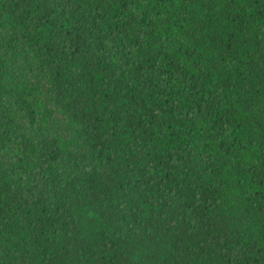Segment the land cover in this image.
I'll list each match as a JSON object with an SVG mask.
<instances>
[{
    "label": "trees",
    "instance_id": "16d2710c",
    "mask_svg": "<svg viewBox=\"0 0 264 264\" xmlns=\"http://www.w3.org/2000/svg\"><path fill=\"white\" fill-rule=\"evenodd\" d=\"M0 264H264V0H0Z\"/></svg>",
    "mask_w": 264,
    "mask_h": 264
},
{
    "label": "rangeland",
    "instance_id": "374dc122",
    "mask_svg": "<svg viewBox=\"0 0 264 264\" xmlns=\"http://www.w3.org/2000/svg\"><path fill=\"white\" fill-rule=\"evenodd\" d=\"M34 82L40 87V94L36 98V103L41 111L40 123L50 134L57 136L65 142H69L73 136L72 128L67 119L52 107L47 80L38 77L34 79ZM44 107H48L52 113H46Z\"/></svg>",
    "mask_w": 264,
    "mask_h": 264
}]
</instances>
